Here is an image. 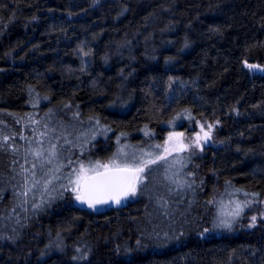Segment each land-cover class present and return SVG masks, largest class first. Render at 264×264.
Instances as JSON below:
<instances>
[{
    "label": "trees",
    "instance_id": "1",
    "mask_svg": "<svg viewBox=\"0 0 264 264\" xmlns=\"http://www.w3.org/2000/svg\"><path fill=\"white\" fill-rule=\"evenodd\" d=\"M81 47L91 50L84 70ZM243 59L264 64V0H0V120L10 129L23 127L15 116L49 108L70 118L62 105L71 103L85 121L95 116L111 129L93 149L104 159L121 132L122 145L140 146L151 142L147 125L161 142L170 130L164 121L184 109L198 121H220L214 143L184 169L203 185L195 195L170 197L173 215L164 216L147 195L94 212L66 194L21 216L23 227L0 221V236H14L0 239V264H264V225L247 227L254 212L231 232L199 235L211 227L205 202L225 181L240 197L264 196V74L249 72ZM192 124L178 121L177 130ZM11 159L0 151V213L13 199ZM153 229L160 241L149 238ZM165 232L184 235L165 243ZM137 239L147 247L126 255ZM85 246L88 260H73Z\"/></svg>",
    "mask_w": 264,
    "mask_h": 264
},
{
    "label": "snow or ice",
    "instance_id": "2",
    "mask_svg": "<svg viewBox=\"0 0 264 264\" xmlns=\"http://www.w3.org/2000/svg\"><path fill=\"white\" fill-rule=\"evenodd\" d=\"M187 46L186 42L185 47ZM78 51L82 54L81 70H84L87 64L83 57L91 55V50L85 51L81 47ZM104 59L107 61V55ZM171 59L173 58H169ZM169 60L165 62L168 63ZM241 63L249 72L264 74V64L250 63L248 59H243ZM174 82L170 77L169 88ZM34 91L35 89L30 88V95ZM35 96L36 101L41 99L39 93ZM42 99L47 100L49 97L44 96ZM30 103L33 108L38 107L37 102ZM62 108L71 111L70 118H62L60 110L52 108L42 116L39 112L15 116V124L23 122L19 131L10 129L4 120H0V151H7L12 157L7 183L11 185L13 195L10 207L0 213V221H13L23 227L21 216L27 219L29 213L44 210L55 200L64 199L66 194L70 201L85 205L94 212L112 205L122 206L130 199L147 195L150 201L155 200L156 207L168 217L173 215L170 211V197L183 198L188 192L195 195L196 190L203 185L202 179L197 183L195 171L185 172L184 169L197 152H204L205 145L214 143L213 133L220 124L218 119L201 122L196 120L190 109H184L172 119L164 121L170 130H167L166 137L161 142L153 139L155 132L148 130L145 125L144 135L151 142L142 141L140 146L122 145L121 138L126 133L121 132L116 138V151L101 159L93 152L95 141L100 135L107 139L106 133L111 129L101 125L100 119L95 116H90L85 121L81 118L79 107L74 108L71 103H63ZM233 111L239 115L238 109ZM183 119L194 122L199 131L192 130L188 135L184 131H178L177 122ZM150 184L152 188L149 187ZM241 191L234 188L230 181H225L222 193H216L213 189L214 195L205 202V208L213 212L211 227L202 228L199 235L217 231L231 232L249 212L256 214L247 217L250 221L247 227H257L258 220L264 225V196L259 192L245 191L241 199ZM181 202L182 199L176 201ZM188 208H191V202L188 203ZM16 231L13 227L12 232ZM148 235L149 238L160 241V233L155 229ZM183 235V232H179L169 236L165 232L163 239L165 243L168 240L179 241ZM0 239L14 240V236H0ZM57 247L61 245L58 244ZM146 247L137 239L136 247H126L124 252L131 256ZM90 251L87 246L84 249L77 248V254L72 259L87 261ZM44 254L42 252L41 256ZM126 264L133 262L129 260Z\"/></svg>",
    "mask_w": 264,
    "mask_h": 264
},
{
    "label": "rangeland",
    "instance_id": "3",
    "mask_svg": "<svg viewBox=\"0 0 264 264\" xmlns=\"http://www.w3.org/2000/svg\"><path fill=\"white\" fill-rule=\"evenodd\" d=\"M202 122V121H201ZM192 130H196V131H199V129H198V127L196 126V124H192L190 127H189V129H188V131H184L185 132V134L186 135H188V134H190L191 132H192ZM215 139V131H214V133H213V140ZM212 143L213 142H210L209 144H207V145H205V150L208 148V147H210V145H212ZM204 150V151H205ZM202 153H200V152H197L196 153V155H194V156H196V157H198V156H200ZM184 156H187V153H184L183 154ZM241 199H243V197L241 196L240 197ZM73 203L74 204H76V205H79V206H82V207H85V208H87V206H85V205H81V204H79V203H77V202H75V201H73ZM89 209V208H88ZM105 209V207L103 208V209H101V210H104ZM89 210H92V209H89Z\"/></svg>",
    "mask_w": 264,
    "mask_h": 264
},
{
    "label": "water",
    "instance_id": "4",
    "mask_svg": "<svg viewBox=\"0 0 264 264\" xmlns=\"http://www.w3.org/2000/svg\"><path fill=\"white\" fill-rule=\"evenodd\" d=\"M115 206V205H114Z\"/></svg>",
    "mask_w": 264,
    "mask_h": 264
}]
</instances>
